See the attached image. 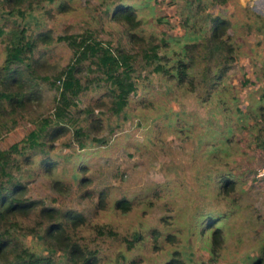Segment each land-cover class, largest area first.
I'll return each instance as SVG.
<instances>
[{
	"label": "rangeland",
	"instance_id": "rangeland-1",
	"mask_svg": "<svg viewBox=\"0 0 264 264\" xmlns=\"http://www.w3.org/2000/svg\"><path fill=\"white\" fill-rule=\"evenodd\" d=\"M40 1L32 6V16L12 21L20 22L29 33L50 30L57 36L65 30H90L112 43L121 37V25L105 13L107 0ZM61 1L68 3L66 11H58ZM132 1L145 21V31L173 37L185 33L170 0ZM247 8L264 18V0H230L210 7L212 13L229 17L235 26L229 33H234L238 57L224 78L225 90L206 99L200 87L195 91L170 88L158 74L136 68L137 90L131 94L128 109L119 116L103 115L102 128L90 134L97 141L82 150L75 144L66 146L68 135L55 141L52 156L59 161L58 175L71 184L69 196L50 192L48 178L42 174L31 180L29 195L48 201L55 197L54 206L86 216V224L77 232L82 243L99 251L100 264H164L174 251L181 253L186 264H249L260 256L264 245V149L256 142L252 116L264 103V37L255 30L246 32L244 23L254 22L244 11ZM48 9L52 16L45 14ZM45 48L47 60L56 67L64 66L71 57L64 43L53 42ZM4 55L0 40V65ZM52 95L48 88L44 90L41 113L50 111ZM100 96V89L94 87L80 96L79 107L93 106ZM99 112L96 108L95 113ZM34 117L19 116L15 127L0 137V149L26 137L34 127ZM38 161L35 157L33 169L40 172ZM218 166L235 178L228 194L214 183ZM76 167L84 168L79 172L86 178L82 187L71 177L72 171H67ZM101 191L105 204L96 207ZM120 199L130 202L128 211L115 206ZM210 221L221 229L217 255L210 252L212 228L206 227ZM101 225L128 239L140 232L142 239L127 249L126 243L111 237L97 238L95 229ZM25 243L38 253L49 252L37 236H26Z\"/></svg>",
	"mask_w": 264,
	"mask_h": 264
},
{
	"label": "trees",
	"instance_id": "trees-1",
	"mask_svg": "<svg viewBox=\"0 0 264 264\" xmlns=\"http://www.w3.org/2000/svg\"><path fill=\"white\" fill-rule=\"evenodd\" d=\"M229 1L170 0L177 7L179 25L185 28L181 37H173L145 31V21L138 16L134 1L107 0L106 15L122 27L121 37L112 43L90 30L81 33L65 30L57 36L50 30L29 33L24 25L12 20H26L32 16V6L41 1L0 0V40L5 52L0 65V137L15 127L19 116H35L34 127L26 137L0 149V264H100L99 251L82 243L77 232L86 224V216L72 208L54 206L55 197L48 201L29 195L31 180L42 174L48 178L50 192L63 198L69 196L71 184L58 175L59 161L52 156L55 141L68 135L66 146L75 144L81 150L89 142L97 141L90 134L102 128L103 115L119 116L128 109L131 94L137 90L136 68L158 74L170 88L195 91L200 87L201 96L206 99L225 90L224 78L238 57L234 33H229L235 26L229 17L212 13L210 7ZM68 7L66 1H61L58 11H66ZM244 11L254 18V22L244 23L246 32L255 30L264 37V18L248 8ZM45 14L52 16L50 9ZM53 42L64 43L71 50L64 66L56 67L46 58L45 46ZM94 87L101 92L98 101L93 106L79 107L80 96ZM46 88L53 92L52 107L43 114L40 107ZM96 108L100 110L97 114ZM252 118L256 142L264 149V103ZM35 157L39 158L40 172L33 169ZM83 169L67 168L79 187L86 179L79 176ZM214 171L216 188L228 194L235 185L232 172L220 166ZM104 204L105 194L101 191L96 207ZM115 206L125 212L130 202L120 199ZM214 225L210 221L206 227L212 228L210 252L217 255L221 229ZM95 231L97 238L111 237L126 243L127 249L142 239L140 232L128 239L108 225L97 226ZM28 235L39 237L49 252L41 254L28 246L25 243ZM58 252L61 256L56 255ZM164 264L186 263L181 253L174 251ZM249 264H264V245L260 256Z\"/></svg>",
	"mask_w": 264,
	"mask_h": 264
}]
</instances>
